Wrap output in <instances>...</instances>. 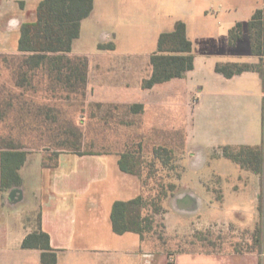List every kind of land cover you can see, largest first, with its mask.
<instances>
[{"label": "crops", "instance_id": "1", "mask_svg": "<svg viewBox=\"0 0 264 264\" xmlns=\"http://www.w3.org/2000/svg\"><path fill=\"white\" fill-rule=\"evenodd\" d=\"M41 1L0 0V26L4 21L8 27L7 32L0 33L3 41L12 33L19 41L22 24L36 20ZM259 8H264V0H94L91 13L81 21L72 55L89 57L87 91L91 101L102 105L141 104V116L151 108V124L141 123L144 132L157 125L170 131L174 116L185 126L187 141L197 144L209 157L225 158L221 146L264 145V77L258 71L227 77L216 70L219 62H260L250 41V21ZM179 20L186 23L187 37L193 43L194 68L181 78L144 88V79L152 74L150 58L160 34L173 30ZM238 22L242 24V37L232 46L229 33ZM200 39L218 43L219 48L196 53L195 42ZM80 40L90 43L89 48L76 50L75 44ZM100 43H113L114 49H99ZM120 43L134 45L120 49ZM194 74H199L196 80ZM193 96L197 101L188 112ZM171 104L178 115H171ZM70 154L62 153L59 162L63 155L67 158ZM88 155L104 160L99 165H42V177L32 193L37 198L41 227L50 236L57 264H154V257L164 251H156L135 232L115 233L111 222L116 200H129L142 193L140 179L120 169L118 152ZM243 175L238 178L247 176ZM255 182L258 200L260 185L264 191V177L262 181L256 177ZM96 185L103 188H95ZM7 195L0 190V198ZM168 199L179 208L182 203L194 201L189 190ZM2 214L0 207V217ZM1 225L0 264H41V249L22 247L24 237L35 226L24 227L21 235L11 238L9 227ZM13 243L16 253L11 252ZM190 255L180 254L174 264H264V256L255 252Z\"/></svg>", "mask_w": 264, "mask_h": 264}, {"label": "rangeland", "instance_id": "2", "mask_svg": "<svg viewBox=\"0 0 264 264\" xmlns=\"http://www.w3.org/2000/svg\"><path fill=\"white\" fill-rule=\"evenodd\" d=\"M7 31L8 27L3 21L0 33ZM5 37L6 40L3 41L0 36V103L5 102L7 107L0 118V136L11 135L18 141L28 144L34 151L29 155L22 169L24 182L23 185L16 187L19 190L16 199L11 200L10 197L8 198L9 195L0 198V207L4 211L3 217H0V224L9 227L11 238L21 235L19 232H22L24 227L31 229L37 224L39 209L37 198L32 197V193L42 177L40 168L45 161L43 153L51 155L52 151L57 149L56 144L54 145L55 133L49 129L58 127V129H78L77 131L84 134L83 140L86 141L84 151L91 149L106 154L125 150H142L141 158L145 165H149L152 161V149L155 146L162 145L176 152L175 159L179 158L178 161L184 168L181 181L175 178L170 179L167 176V170H160L153 179H149L148 186L153 187L154 182L161 184L172 180L180 185L175 193L189 190L195 196L196 206L181 212L176 209L175 202L166 200L168 226V229H165L166 243H159L158 247L168 249L172 254L169 255L166 252L157 254L153 259L154 264H174L175 259L183 253V257H191V253H206L205 251L211 249L224 253L233 252L238 244L244 248L259 249V245L253 238L260 220L264 225V191L261 185L258 189V200L255 194V179L259 177L258 175L242 170L230 159L209 157L208 152L203 151L190 139L187 141L186 128L177 120L182 116L181 114L177 116V121L173 119L174 116L173 118L171 116L170 131L163 130L162 126L157 125L149 132H144L141 123L145 126L151 124L150 120L153 117L151 108L141 116V114L136 115L127 111L126 106L120 107L121 109L116 112L121 122L117 124L111 121L110 123L108 115L111 106L96 104L90 100L89 93L85 99L80 95L67 98L66 93L62 91H56L54 96H49L44 89L32 91L18 87L15 81L19 59L12 53H6L17 49L18 39L14 33ZM124 44L120 43L119 48H132L134 45V43L133 45ZM88 46L90 43L80 40L75 44V49L83 50L89 48ZM195 46L196 53L219 48L218 43L214 44L206 39L196 41ZM198 77L199 74L193 75L194 80ZM31 85L44 87L45 83L40 81L33 82ZM172 88L174 87L171 86ZM196 101V96L190 99L187 106L188 112L194 107ZM27 102L31 104L23 105ZM38 106L50 111L49 121L43 120V114L35 115ZM172 108L171 115H178L174 106ZM128 121H131V124H128ZM43 127L47 129L44 132ZM92 143L93 146H91ZM103 160L92 155L70 154L67 158L63 155L59 165H99ZM168 165L172 164L168 163ZM240 174L247 176L238 178ZM202 181L207 185H204ZM260 181H262L261 178ZM182 185L187 189L182 188ZM101 186L103 188V185H96L95 188ZM207 189L211 191L208 192ZM81 215L86 216L84 213ZM11 247V252L16 253L14 243ZM180 249L197 250V252H177ZM262 255L264 256V253Z\"/></svg>", "mask_w": 264, "mask_h": 264}, {"label": "trees", "instance_id": "3", "mask_svg": "<svg viewBox=\"0 0 264 264\" xmlns=\"http://www.w3.org/2000/svg\"><path fill=\"white\" fill-rule=\"evenodd\" d=\"M93 5L94 0H42L39 3L36 20L22 24L18 49L12 53L19 59L15 81L18 87L32 91L44 89L49 96H54L56 91H62L66 93L65 97L67 98L78 95L86 98L89 83V57L72 55V48L74 40L80 36L81 21L91 13ZM241 37L242 24L238 22L230 30V45H235ZM250 41L252 52L260 56L258 64L219 62L216 64V70L227 77L244 71H258L264 77V8L257 9L252 16ZM98 48L114 49V44L100 43ZM150 60L152 74L144 79V88H151L156 84L181 78L187 71L194 68L193 43L187 37L184 21H177L173 30L160 34L157 49L152 53ZM39 76H41L40 79ZM40 81L45 83L44 87L31 85L33 82ZM28 103L31 104V102H27L23 105H28ZM96 104L100 105L99 103ZM110 106L109 122L120 123L121 118L116 111H119L120 107L123 106ZM6 107L5 102L0 103V118ZM126 110L132 114H139L143 111V106L134 104L126 106ZM42 114L44 121L51 119L50 111L38 106L35 115L40 116ZM128 124H131V121H128ZM42 129L43 132L47 130L45 127ZM49 130L55 133L54 145L56 144L57 149L53 147L55 150L52 151L51 155L43 153L45 157L44 167L57 166L62 153L80 156L105 154V152H95L91 149L84 151L83 147L86 146V141L83 140L84 134L77 131L78 129L51 127ZM93 145L92 143L91 146ZM220 149L222 156L237 163L241 169L256 174L261 179L264 177V145H224ZM33 152L32 147L18 141L11 135L0 136V188L2 192H9L22 184L20 170ZM118 154L120 155L118 162L120 169L136 175L140 179L142 193L132 199L116 200L113 203L111 210L113 231L117 234L135 232L140 235L143 242L149 243L156 251L172 254L168 249H160L158 244L166 243L167 208L164 201L174 196L179 184L170 180L161 184L154 182L153 187L148 185L149 179H153L160 170H167V176L170 179L175 178L181 181L184 168L183 165H180L179 158L178 160L175 159L176 152L162 145L155 146L152 149V161L149 165H145L143 158H141L142 150H125L118 152ZM168 163L172 165H168ZM145 190L148 193H145ZM263 237L264 225L260 220L253 237L255 243L259 245V249L244 248L238 244L233 252H257L262 255L264 253ZM22 247L41 249V264H57V255L50 246V236L41 227L40 211L35 229L24 237ZM219 251L211 249L205 252ZM177 252H197V250L180 249Z\"/></svg>", "mask_w": 264, "mask_h": 264}, {"label": "flooded vegetation", "instance_id": "4", "mask_svg": "<svg viewBox=\"0 0 264 264\" xmlns=\"http://www.w3.org/2000/svg\"><path fill=\"white\" fill-rule=\"evenodd\" d=\"M21 186V185H20ZM186 195H187V193H185L183 196H182V198H184V197H186ZM193 196V199H194V201L192 202V203H190V204H188V202L187 203H182L181 204V206H182V208L180 207L179 208V206L176 204V202H175V204H176V208L177 209H179L180 211H188V210H191V209H193V207H195L196 206V201H195V196L194 195H192ZM186 204L188 205L187 206V208H184V206H186Z\"/></svg>", "mask_w": 264, "mask_h": 264}, {"label": "water", "instance_id": "5", "mask_svg": "<svg viewBox=\"0 0 264 264\" xmlns=\"http://www.w3.org/2000/svg\"><path fill=\"white\" fill-rule=\"evenodd\" d=\"M18 191H19V190H17L16 187H14L13 189H11V190L9 191V197H10L11 200L16 199V197H17V193H19Z\"/></svg>", "mask_w": 264, "mask_h": 264}]
</instances>
